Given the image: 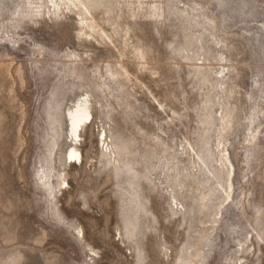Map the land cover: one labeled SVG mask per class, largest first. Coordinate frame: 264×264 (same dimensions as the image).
<instances>
[{
	"label": "rangeland",
	"instance_id": "374dc122",
	"mask_svg": "<svg viewBox=\"0 0 264 264\" xmlns=\"http://www.w3.org/2000/svg\"><path fill=\"white\" fill-rule=\"evenodd\" d=\"M0 264H264V0H0Z\"/></svg>",
	"mask_w": 264,
	"mask_h": 264
},
{
	"label": "bare ground",
	"instance_id": "6f19581e",
	"mask_svg": "<svg viewBox=\"0 0 264 264\" xmlns=\"http://www.w3.org/2000/svg\"><path fill=\"white\" fill-rule=\"evenodd\" d=\"M89 117H91V115L89 114L85 104L81 101L76 105L74 110L69 112L67 119L69 122L68 132L72 135L71 142H74L75 139L73 138L79 139L81 127L87 122ZM69 156L70 158H78L79 154L75 149H71Z\"/></svg>",
	"mask_w": 264,
	"mask_h": 264
}]
</instances>
